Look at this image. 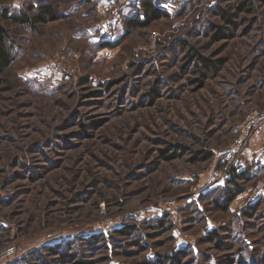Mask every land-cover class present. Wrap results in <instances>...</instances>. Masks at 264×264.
I'll use <instances>...</instances> for the list:
<instances>
[{"label": "rangeland", "instance_id": "rangeland-1", "mask_svg": "<svg viewBox=\"0 0 264 264\" xmlns=\"http://www.w3.org/2000/svg\"><path fill=\"white\" fill-rule=\"evenodd\" d=\"M154 1L168 15L129 28L140 2L0 0L55 14L4 21L0 250L16 246L13 264H264V0ZM234 168L256 177L227 204Z\"/></svg>", "mask_w": 264, "mask_h": 264}, {"label": "trees", "instance_id": "trees-1", "mask_svg": "<svg viewBox=\"0 0 264 264\" xmlns=\"http://www.w3.org/2000/svg\"><path fill=\"white\" fill-rule=\"evenodd\" d=\"M139 2L141 6L144 8V17L142 19L140 18V16L127 18L126 24L129 28L130 27L132 28L133 27L134 28L146 27L151 24V20L153 19L155 15H158L160 17L164 15H168L166 10L156 5L154 0H140ZM32 9L33 8L31 7L30 10ZM217 12L220 14L222 19L225 20L228 27H230L229 29L234 30V26L237 25V22L235 21L236 15L233 13H228L225 9H219ZM54 17H55L54 10L50 3L46 4L42 2V4L38 6V9L36 13L34 14H31L27 11L16 13L12 8L8 6L4 8H0V76L4 74L5 70L9 66H11L14 61V55L12 54L11 49L7 45L9 30L7 26L5 25L4 21H11V22L23 25V26H31L37 23L47 21L48 19H54ZM217 28L219 27L217 26ZM105 45L112 46L113 44L110 42L109 43L107 42ZM194 55L206 67H214V62H211L205 56L199 53H195ZM163 153H165V150H163ZM211 156H212V153L207 152L205 156H203V159H208ZM177 157H179V151L175 149H173V151L170 153L167 152L164 154V158L167 160H172ZM237 169L238 168H234L232 170L233 176L232 178H230L231 179L230 182H232L235 188L229 192V195L227 197V204H229V202H232L239 194H241L244 191V188L238 182L240 179L247 181V180H252L253 178L256 177L254 173L251 174L249 168L243 169L241 171H238ZM224 209H228V206L227 205L224 206ZM168 221L170 220L164 217V218L159 219L157 222L159 223V226L163 227L165 223ZM115 232L122 236H129L133 233V230H131L130 227H127L125 225V226L119 227ZM212 233H209L207 235L209 239L215 238L216 234L214 235ZM101 235H102L101 233H94L88 238L83 237V239L90 240L92 238L91 239L92 241L90 240L91 242H97V241H101V238H102ZM61 252L59 251L57 253H59L62 256H68L67 253H65L64 251H61ZM181 254L182 252L179 251V254H176L174 259L177 258V255L181 256Z\"/></svg>", "mask_w": 264, "mask_h": 264}, {"label": "built area", "instance_id": "built-area-1", "mask_svg": "<svg viewBox=\"0 0 264 264\" xmlns=\"http://www.w3.org/2000/svg\"><path fill=\"white\" fill-rule=\"evenodd\" d=\"M140 0H109L110 4H121V5H130L133 3H137ZM259 114L256 112L252 116H250L252 119L255 117H258ZM249 119L248 122H246V125L248 128H251L253 125V120ZM264 116H259L257 118V122L260 123L263 122ZM264 183V181H263ZM19 250L16 248V246L11 245L4 247L3 249L0 250V264H13L16 262L19 258Z\"/></svg>", "mask_w": 264, "mask_h": 264}, {"label": "crops", "instance_id": "crops-1", "mask_svg": "<svg viewBox=\"0 0 264 264\" xmlns=\"http://www.w3.org/2000/svg\"><path fill=\"white\" fill-rule=\"evenodd\" d=\"M129 7H124L123 9H121V11H120V13H119V15L121 14V13H123V14H125L126 15V13H128L129 12ZM119 17V16H118ZM130 18V17H129ZM263 162V164H264V161H262Z\"/></svg>", "mask_w": 264, "mask_h": 264}]
</instances>
